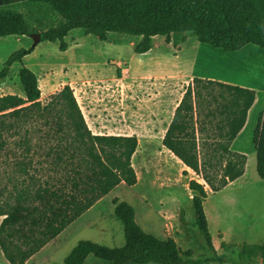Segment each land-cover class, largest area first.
I'll list each match as a JSON object with an SVG mask.
<instances>
[{
	"label": "trees",
	"instance_id": "16d2710c",
	"mask_svg": "<svg viewBox=\"0 0 264 264\" xmlns=\"http://www.w3.org/2000/svg\"><path fill=\"white\" fill-rule=\"evenodd\" d=\"M30 9H44L34 27L29 15L14 6L0 4V38L40 33L41 40L59 42L60 50L68 33L81 29L107 43L110 34L140 38L134 45L137 55L152 48L154 37L166 42L178 33H191L197 42L225 53L254 45L264 51V0H26ZM12 53L0 70L5 79L13 64L21 65L19 84L24 96L0 97V157L13 167L0 201V250L9 264H25L53 241L67 226L120 184L132 187L136 174L132 157L138 142L135 136L94 134L87 125L73 90L64 85L42 104L36 74L23 66V58L33 51ZM194 78L186 86L181 101L162 138V145L189 171L200 176L212 192H217L243 176L246 156L229 150L244 128L248 111L256 98L254 90ZM205 88L220 94L221 126L217 136L224 155L219 184L207 173L198 154V123L195 97ZM216 118L215 114H210ZM215 132V133H216ZM256 171L264 180V110L253 134ZM205 185L191 180L188 189L199 233L214 250L203 203ZM2 193L0 192V195ZM114 214L123 225L125 245L109 248L80 241L65 257L64 264H84L88 256L110 264H221L222 259H192L174 239H160L142 230L135 210L126 202L113 200ZM227 248L226 245H223ZM240 259L264 260V246L244 245Z\"/></svg>",
	"mask_w": 264,
	"mask_h": 264
},
{
	"label": "rangeland",
	"instance_id": "374dc122",
	"mask_svg": "<svg viewBox=\"0 0 264 264\" xmlns=\"http://www.w3.org/2000/svg\"><path fill=\"white\" fill-rule=\"evenodd\" d=\"M37 18L30 13L29 23L34 27ZM139 40L110 34L109 41L102 43L95 36L75 29L64 39L68 45L65 51L60 50L59 42L42 41L23 58V66L38 78L42 104L69 85L94 134L135 136L138 142L131 161L136 184L132 187L120 184L101 198L30 264H64L65 257L80 241L123 247V225L114 214V199L133 207L136 222L144 232L160 239H174L182 251H191L192 259L220 258L221 264H264L259 256L252 261L238 256L244 245L264 246V180L255 173L252 142L257 119L264 110V51L246 45L238 52L225 53L197 42L191 33H178L171 36L169 43L164 37H154L151 50L137 55L133 48ZM32 45L29 36L0 38V70L12 53L28 50ZM21 67L13 64L9 75L0 80L1 96H24L19 84ZM194 78L202 79L204 87L212 80L256 93L244 128L229 146L230 151L246 156L244 174L217 192H212L200 176L189 171L162 145L174 110ZM221 93L219 89L208 92L202 88L194 99L198 154L205 166L202 171L216 185L226 157L216 132L221 126ZM12 169L10 160L1 156L0 201L7 196L3 187L11 191L7 176ZM191 180L205 185L207 197L203 209L214 250L208 247L195 223L192 193L188 189ZM84 264L110 263L90 255Z\"/></svg>",
	"mask_w": 264,
	"mask_h": 264
},
{
	"label": "crops",
	"instance_id": "0c3cea01",
	"mask_svg": "<svg viewBox=\"0 0 264 264\" xmlns=\"http://www.w3.org/2000/svg\"><path fill=\"white\" fill-rule=\"evenodd\" d=\"M0 4L3 5V6H14L19 12L25 14V15H29L30 16V13H33L35 16H39V18L42 16V14L44 15V9H42L43 11L40 12V9L36 8V9H30L29 6L26 4V0H0ZM37 18V19H39ZM36 19V20H37ZM8 37H11V36H8ZM12 37H15V38H19V37H23V36H12ZM6 38V37H5ZM248 89V88H247ZM2 93V91L0 90V94ZM1 97V95H0ZM256 99V98H255ZM256 101V100H255ZM255 103V102H254ZM254 105V104H253ZM253 107V106H252ZM251 107V108H252ZM251 108L250 110L248 111V114L249 112L251 111ZM248 118V117H247ZM239 135V134H238ZM237 138V137H236ZM236 140V139H235ZM234 140V141H235ZM237 181V180H236ZM3 220V217L0 216V224H1V221ZM49 244V243H48ZM47 244V245H48ZM46 245V246H47ZM45 246V247H46ZM44 247V248H45ZM44 248H41L40 249V252L44 249ZM38 252L37 254H35L34 256H32L29 260L26 261L25 264H30L31 262H33V260L36 258V256L40 253ZM0 264H9L1 250H0Z\"/></svg>",
	"mask_w": 264,
	"mask_h": 264
},
{
	"label": "water",
	"instance_id": "95a60500",
	"mask_svg": "<svg viewBox=\"0 0 264 264\" xmlns=\"http://www.w3.org/2000/svg\"><path fill=\"white\" fill-rule=\"evenodd\" d=\"M29 37L32 39L33 41V45L32 47H35L41 40V35L40 33H32L29 35Z\"/></svg>",
	"mask_w": 264,
	"mask_h": 264
},
{
	"label": "bare ground",
	"instance_id": "6f19581e",
	"mask_svg": "<svg viewBox=\"0 0 264 264\" xmlns=\"http://www.w3.org/2000/svg\"><path fill=\"white\" fill-rule=\"evenodd\" d=\"M224 57V56H223ZM226 57V56H225ZM222 58V57H221ZM228 58V57H227ZM244 62V61H243ZM247 68V67H246ZM253 68V67H252ZM250 70V69H249ZM254 70V69H253ZM193 73H194V71H193ZM203 73V72H202ZM206 73V72H205ZM205 73H203L204 75H205ZM198 74V73H197ZM206 74H208V75H210L209 73H206ZM202 75V74H201ZM212 75V74H211Z\"/></svg>",
	"mask_w": 264,
	"mask_h": 264
}]
</instances>
